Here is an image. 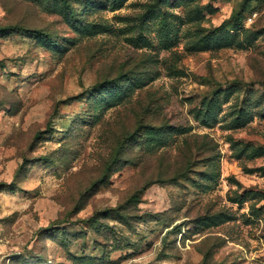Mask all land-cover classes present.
<instances>
[{"label":"rangeland","instance_id":"1","mask_svg":"<svg viewBox=\"0 0 264 264\" xmlns=\"http://www.w3.org/2000/svg\"><path fill=\"white\" fill-rule=\"evenodd\" d=\"M0 264H264V0H0Z\"/></svg>","mask_w":264,"mask_h":264},{"label":"built area","instance_id":"2","mask_svg":"<svg viewBox=\"0 0 264 264\" xmlns=\"http://www.w3.org/2000/svg\"><path fill=\"white\" fill-rule=\"evenodd\" d=\"M248 21L251 22V19H249Z\"/></svg>","mask_w":264,"mask_h":264},{"label":"trees","instance_id":"3","mask_svg":"<svg viewBox=\"0 0 264 264\" xmlns=\"http://www.w3.org/2000/svg\"><path fill=\"white\" fill-rule=\"evenodd\" d=\"M63 7H64V6H63ZM63 9L67 10L65 7H64Z\"/></svg>","mask_w":264,"mask_h":264}]
</instances>
